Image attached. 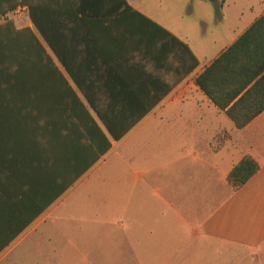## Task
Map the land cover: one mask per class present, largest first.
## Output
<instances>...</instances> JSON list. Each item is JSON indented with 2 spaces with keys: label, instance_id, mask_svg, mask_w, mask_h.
I'll return each instance as SVG.
<instances>
[{
  "label": "crops",
  "instance_id": "0c3cea01",
  "mask_svg": "<svg viewBox=\"0 0 264 264\" xmlns=\"http://www.w3.org/2000/svg\"><path fill=\"white\" fill-rule=\"evenodd\" d=\"M126 1L185 44L197 65L189 70L194 61L175 41L133 40L117 73L133 81L131 90L113 100L102 74L88 89L92 106L54 55L77 100L58 76H36L51 83L40 91L51 105H0V264L88 259L87 228L100 209L89 213L75 195L91 193L96 177L100 185L114 178V208L100 204L121 224L129 217L131 236L120 241H131L133 264L170 258L189 238L264 252V110L243 128L228 114L264 103V22L243 38L264 17V0H182L170 11L163 6L172 0ZM214 61L215 100L197 84ZM62 96L68 104H59ZM98 112L126 115L129 131L113 139ZM246 156L259 171L234 191L229 174Z\"/></svg>",
  "mask_w": 264,
  "mask_h": 264
},
{
  "label": "trees",
  "instance_id": "16d2710c",
  "mask_svg": "<svg viewBox=\"0 0 264 264\" xmlns=\"http://www.w3.org/2000/svg\"><path fill=\"white\" fill-rule=\"evenodd\" d=\"M20 5L28 7L34 31L18 29L12 21L0 23V105L35 107L40 102L51 105L50 97L40 94L41 90H50L51 83L37 80L36 76H44V79L58 76L59 84L64 85L59 88L68 91L70 97L77 100L41 39L52 50L64 71L84 91L92 106L94 101L88 89L99 85L93 79L102 74L111 77L104 85L110 95L108 97L113 100L114 92L122 94L131 90L133 81L121 80L117 78V73L121 71L120 61L131 58L133 40L162 47L169 41H175L194 61L189 70L197 65L185 44L136 11L126 0H0V17L15 11ZM263 22L264 17L243 38L253 34ZM197 84L215 100V61L197 79ZM59 100V104H68L69 99L62 96ZM263 110L264 103L248 115L242 116L234 110L228 114L238 128H243ZM98 116L115 140L129 131V125L121 127L127 119L124 114L98 112ZM92 123L95 125L94 121ZM110 146L108 141V149ZM259 168L253 157L243 158L228 177L233 190L246 184Z\"/></svg>",
  "mask_w": 264,
  "mask_h": 264
},
{
  "label": "rangeland",
  "instance_id": "374dc122",
  "mask_svg": "<svg viewBox=\"0 0 264 264\" xmlns=\"http://www.w3.org/2000/svg\"><path fill=\"white\" fill-rule=\"evenodd\" d=\"M181 1L182 0H172L169 3H165L163 8L169 11L178 10L180 9ZM19 7H22V9L19 10ZM19 7L15 11L0 17V23L5 24L6 22L12 21L14 26L18 29L29 28L34 31V25L30 18L28 7L23 5ZM41 41L48 55L57 61L46 42L42 39ZM61 69L64 71L62 67ZM114 162L115 160L109 161V171H113L110 167L113 166L114 168ZM97 179L98 177L93 178L91 183L88 184L92 186L91 193L85 195L81 190L75 195V197L83 196L81 199L83 200L85 209H87L89 213H91L89 210L91 206L99 207L100 209V214L98 216L91 213V220H93L94 223L87 228L88 233L92 235L90 244L93 254L88 257V259L75 258L71 260L75 261L74 264H133L131 258V241H120L126 236H131L129 217L125 216L121 224V221H116L111 217V209L105 210L106 208L104 207L105 205H108V208H114L115 206L116 194L114 178L105 179L103 185H100ZM102 201H107V204L103 207L100 204ZM107 218H109L107 225H103L102 223H106ZM195 239L196 238H189L188 244L181 248L172 246L169 250L170 256L168 257L170 258L140 259L141 264H264V252L251 254L247 251H242L238 248L219 243H215V248H213L210 243L203 242L199 244ZM100 244H102V247H100ZM100 249H102L103 253L106 251V254L104 255L102 253L100 255ZM120 252H124L125 255L119 254ZM118 255L122 257H117Z\"/></svg>",
  "mask_w": 264,
  "mask_h": 264
},
{
  "label": "built area",
  "instance_id": "2783aa9c",
  "mask_svg": "<svg viewBox=\"0 0 264 264\" xmlns=\"http://www.w3.org/2000/svg\"><path fill=\"white\" fill-rule=\"evenodd\" d=\"M22 9V7H19V10H21Z\"/></svg>",
  "mask_w": 264,
  "mask_h": 264
},
{
  "label": "water",
  "instance_id": "95a60500",
  "mask_svg": "<svg viewBox=\"0 0 264 264\" xmlns=\"http://www.w3.org/2000/svg\"><path fill=\"white\" fill-rule=\"evenodd\" d=\"M210 1H216V0H210Z\"/></svg>",
  "mask_w": 264,
  "mask_h": 264
}]
</instances>
